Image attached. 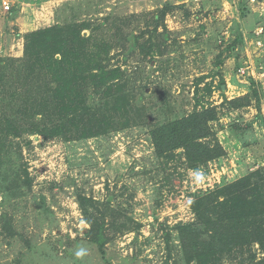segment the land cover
Returning a JSON list of instances; mask_svg holds the SVG:
<instances>
[{
	"label": "rangeland",
	"instance_id": "rangeland-1",
	"mask_svg": "<svg viewBox=\"0 0 264 264\" xmlns=\"http://www.w3.org/2000/svg\"><path fill=\"white\" fill-rule=\"evenodd\" d=\"M168 3L172 8L157 20ZM83 22L91 24L87 35L118 37L121 47L127 34L140 37L129 54L128 43L111 52L110 67L121 70L109 80L121 82L120 90L96 94L106 106H122L118 93L131 101L121 116L128 124L72 140L41 134L15 140L11 168L20 172L22 189L0 183V213L8 212L15 230L6 237L0 226V264H109L84 237L89 224L80 197L110 201L135 222L108 243L112 264H187L176 226L195 220L194 196L264 174V97L260 105L251 97L254 87L264 94V46H256L264 0H0V59H8L0 70L12 77L8 91L0 88L1 113L13 115L37 87L19 84L17 90L13 79L10 59L24 56L25 34ZM261 39L264 44V34ZM246 96L241 107L228 102ZM213 106L218 119L210 126L221 157L199 168L189 167L182 154L157 157L155 124ZM81 247L87 254L77 258ZM253 250L264 258L259 245Z\"/></svg>",
	"mask_w": 264,
	"mask_h": 264
},
{
	"label": "trees",
	"instance_id": "trees-1",
	"mask_svg": "<svg viewBox=\"0 0 264 264\" xmlns=\"http://www.w3.org/2000/svg\"><path fill=\"white\" fill-rule=\"evenodd\" d=\"M172 6V3L166 4L157 20L164 19ZM90 27V23L83 22L31 31L24 36V56L10 59L17 72L13 78L18 84L17 90L19 84L37 87L28 98H23L13 115L0 112V183L9 191L22 189L20 172L11 168L12 150L18 138L41 134L47 139L72 140L128 124L121 116H127L131 101L127 102L124 95L118 93L115 99L122 101V106L118 103L106 106L97 102L96 94L107 97L114 90H120L121 82L109 80L121 70L110 67L111 52L128 43L130 47L125 51L129 54L140 43V37L127 34L122 38L126 41L123 40L121 47L122 40L118 37L104 38L95 31L90 35L83 32ZM235 47L233 43L228 50ZM6 60L0 59V63ZM0 72V88L5 92L12 77L6 75L5 68ZM251 85L254 87V80ZM224 86L226 82L222 80L220 88L224 90ZM251 97L260 105L264 94L254 87ZM245 100L247 96L228 102L238 108ZM217 119L218 110L213 106L155 124L150 133L157 157L169 161L182 154L192 168L221 157L224 150L212 138L210 126L211 121ZM14 173L16 175L11 176ZM24 184L31 185L27 178ZM80 204L89 224L84 237L112 264L106 257L107 245L116 234L132 230L134 220L132 224L130 217L124 218L121 209L110 201L80 197ZM190 204L195 220L176 226L179 253L187 264H264V258L258 259L253 250L254 245L264 250V174L261 171L201 192ZM0 226L4 236H15L13 219L6 211L0 213Z\"/></svg>",
	"mask_w": 264,
	"mask_h": 264
},
{
	"label": "built area",
	"instance_id": "built-area-1",
	"mask_svg": "<svg viewBox=\"0 0 264 264\" xmlns=\"http://www.w3.org/2000/svg\"><path fill=\"white\" fill-rule=\"evenodd\" d=\"M193 1H196V2H200L202 0H193ZM257 1V0H256ZM7 3V2H6ZM7 8H10V6L7 4L6 5ZM257 35H258V39L256 40V46L258 48H261L264 46L263 44V40L261 39V36L264 34V27H259L258 30L256 31Z\"/></svg>",
	"mask_w": 264,
	"mask_h": 264
},
{
	"label": "clouds",
	"instance_id": "clouds-1",
	"mask_svg": "<svg viewBox=\"0 0 264 264\" xmlns=\"http://www.w3.org/2000/svg\"><path fill=\"white\" fill-rule=\"evenodd\" d=\"M87 254V250L83 247L79 248L76 252L75 255L77 258H82L83 256H85Z\"/></svg>",
	"mask_w": 264,
	"mask_h": 264
}]
</instances>
